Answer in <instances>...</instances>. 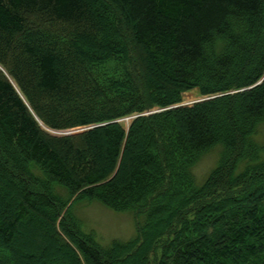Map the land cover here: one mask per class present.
<instances>
[{"label":"trees","instance_id":"obj_1","mask_svg":"<svg viewBox=\"0 0 264 264\" xmlns=\"http://www.w3.org/2000/svg\"><path fill=\"white\" fill-rule=\"evenodd\" d=\"M263 77L264 0H0V197L19 194L0 264L39 263L24 225L54 264H264V80L231 93ZM193 88L212 98L117 122ZM77 201L131 212L138 238L90 241L62 215Z\"/></svg>","mask_w":264,"mask_h":264},{"label":"rangeland","instance_id":"obj_2","mask_svg":"<svg viewBox=\"0 0 264 264\" xmlns=\"http://www.w3.org/2000/svg\"><path fill=\"white\" fill-rule=\"evenodd\" d=\"M255 62L249 63V68L246 70L247 74H250L251 69L255 66ZM262 83V79L259 80ZM258 81V82H259ZM257 82V83H258ZM255 83V84H257ZM260 83V84H261ZM254 84V85H255ZM259 84V85H260ZM252 85L251 87H253ZM250 87L241 88L238 91H234L233 93L242 92L248 90ZM231 94V93H230ZM206 95L202 94L201 91L198 88H193L191 90H188L184 92L182 95V104L184 105H193L195 101H198L199 99H204ZM177 105H171L167 108H161L164 110L170 109V108H176ZM128 120H122L121 125L124 127H128V123L130 122ZM49 132H54L51 130H48ZM256 138L257 145H264V121L262 122L261 126L259 127V131L257 135L254 136ZM218 159H219V150L218 148L212 149L206 154L202 155L200 160L195 164V166L192 169L195 183L197 185H203L205 181L208 179L209 175L212 171L217 167L218 165ZM1 179H4L3 177H0ZM245 190L241 193H244ZM7 197H9V201L6 202L5 197H0V214L3 216L4 214H7L8 211L11 210V208L19 201V194L17 193H7ZM75 198V197H74ZM74 198H72L74 200ZM72 204L73 202H69V204ZM70 209L69 213H67V210ZM1 211H3L1 213ZM66 214L69 216L67 217L66 221L69 222L67 224H70L72 222H76L79 228H81L83 233H86L87 236L90 239V241H93L95 239L97 243L103 248H106L111 243L119 242V243H125L130 241L131 239H137L138 238V227L136 224V219L134 215L129 211H115L107 206H104L103 204L97 202V201H89V202H82L77 201L73 205L67 206L63 212L62 215ZM32 218L34 219V223L37 221L38 224L41 227V233L42 234V241L43 244L45 242H49L50 245H55L54 242L51 240L50 230L47 225V222L43 220L42 217H40L39 212L34 211ZM75 220V221H74ZM24 225L23 229H21L20 237L23 238V243L20 246L14 244L15 249L19 248L21 249L20 252L23 254H32L33 252L37 255H40V258L37 259V262L40 264H54L56 260L61 259L63 255H66L67 253L63 248L60 246H54L56 253H43L41 248H35L37 238L34 237L32 239V236L29 235L28 227H25ZM73 232V235L77 236L75 231L71 229ZM78 237V236H77ZM42 252V253H41ZM156 254H158V251H156ZM139 260V259H138ZM115 261V260H113ZM136 262V261H135ZM37 263V264H39ZM36 264V263H35ZM113 264H116L113 262Z\"/></svg>","mask_w":264,"mask_h":264},{"label":"water","instance_id":"obj_3","mask_svg":"<svg viewBox=\"0 0 264 264\" xmlns=\"http://www.w3.org/2000/svg\"><path fill=\"white\" fill-rule=\"evenodd\" d=\"M261 82L259 81L257 84H255L253 87H250L248 89H251V88H254L255 86H258ZM207 99V98H206ZM204 99H199L198 101H203ZM198 101H195V102H198ZM184 104H180L178 106H183ZM163 109H154V110H151L149 112H147L146 114H153V113H157V112H160L162 111ZM143 115V114H142ZM97 126V125H96ZM74 132H77V131H72V132H67V133H74Z\"/></svg>","mask_w":264,"mask_h":264}]
</instances>
